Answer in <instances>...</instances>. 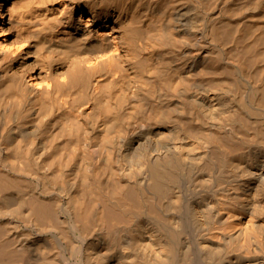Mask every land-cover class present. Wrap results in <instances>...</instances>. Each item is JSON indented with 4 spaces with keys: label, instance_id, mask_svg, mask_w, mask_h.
<instances>
[{
    "label": "bare ground",
    "instance_id": "6f19581e",
    "mask_svg": "<svg viewBox=\"0 0 264 264\" xmlns=\"http://www.w3.org/2000/svg\"><path fill=\"white\" fill-rule=\"evenodd\" d=\"M0 264H264V0H0Z\"/></svg>",
    "mask_w": 264,
    "mask_h": 264
}]
</instances>
